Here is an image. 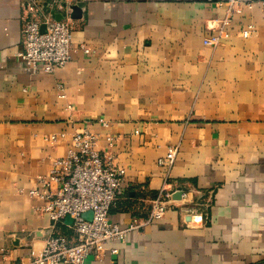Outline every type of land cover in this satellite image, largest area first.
<instances>
[{
  "label": "crops",
  "instance_id": "crops-1",
  "mask_svg": "<svg viewBox=\"0 0 264 264\" xmlns=\"http://www.w3.org/2000/svg\"><path fill=\"white\" fill-rule=\"evenodd\" d=\"M55 1L37 8L70 9L72 59L32 74L19 56L30 1L0 0V264H33L48 236L70 234L29 191L84 129L127 171L112 222L127 228L173 192L162 220L85 264H264L262 5L244 4L213 47L229 0Z\"/></svg>",
  "mask_w": 264,
  "mask_h": 264
},
{
  "label": "built area",
  "instance_id": "built-area-1",
  "mask_svg": "<svg viewBox=\"0 0 264 264\" xmlns=\"http://www.w3.org/2000/svg\"><path fill=\"white\" fill-rule=\"evenodd\" d=\"M29 1L28 8L35 14L24 21L21 32L24 49L19 56L32 74L53 73L72 59L74 22L69 16L71 11L67 8L65 17L55 19L37 8V0ZM254 2L264 8V0L245 3L229 0L219 33L206 37V44L219 45L234 15L242 12L244 4L250 6ZM55 3L62 6L63 0ZM254 30L250 25L241 33L247 37ZM83 50L91 51L85 46ZM97 140L98 136L88 129L75 131L66 156L56 158L50 174L40 179L41 186L29 191L31 196L41 200L40 210L49 215L54 228L56 223H64L68 216L73 219L71 224L66 223L70 234L48 236L33 264H85L87 258H98L106 249L117 253L118 249L111 247L112 244L123 240L130 231L162 220L172 205L173 192L163 187L152 199L147 216L134 218L127 228L112 222L110 210L123 189L127 171L114 164L112 156L102 155L95 148ZM176 154L177 148L171 149L166 157L159 159V165L171 168ZM87 212L92 213L91 219L84 217Z\"/></svg>",
  "mask_w": 264,
  "mask_h": 264
},
{
  "label": "water",
  "instance_id": "water-1",
  "mask_svg": "<svg viewBox=\"0 0 264 264\" xmlns=\"http://www.w3.org/2000/svg\"><path fill=\"white\" fill-rule=\"evenodd\" d=\"M70 7L72 8L73 11H75L76 9H80L77 5H73V6L70 5ZM57 19H61V18H57ZM176 197L180 198V194H179V193H178V194H175V195H174V198H176ZM84 217H85L86 219H91V218H92V213H91V212H87V213L84 214ZM72 221H73V219H72L70 216H68V217L66 218V220H65V222H66L67 224H71Z\"/></svg>",
  "mask_w": 264,
  "mask_h": 264
}]
</instances>
